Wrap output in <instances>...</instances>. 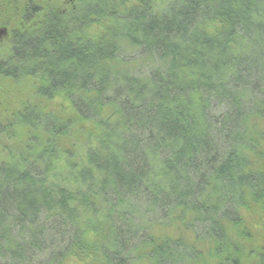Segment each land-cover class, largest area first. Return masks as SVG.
Wrapping results in <instances>:
<instances>
[{"label":"trees","instance_id":"obj_1","mask_svg":"<svg viewBox=\"0 0 264 264\" xmlns=\"http://www.w3.org/2000/svg\"><path fill=\"white\" fill-rule=\"evenodd\" d=\"M2 25L0 82L73 117L27 105L0 129L26 138L0 163V264L243 263V214L264 211V0H0ZM175 223L194 242L156 236Z\"/></svg>","mask_w":264,"mask_h":264},{"label":"rangeland","instance_id":"obj_2","mask_svg":"<svg viewBox=\"0 0 264 264\" xmlns=\"http://www.w3.org/2000/svg\"><path fill=\"white\" fill-rule=\"evenodd\" d=\"M6 17V21L13 26L14 19L11 21ZM10 31L11 28L5 25L0 26V60H4L10 53ZM37 101V102H36ZM38 104L39 108L53 113L62 114L66 118H72L73 115L66 105H61L57 99L50 101L35 99L29 92V85L26 83L12 84L9 81L0 82V129H8V123L11 122V115L20 112L27 105ZM35 106V105H34ZM9 114V117H4ZM259 130L264 135V121L258 125ZM14 131L6 135H0V163L6 160L9 151L16 150V146L24 144L25 129L14 126ZM24 130V131H23ZM22 131V132H21ZM89 139V130L87 127L75 126L69 140L65 142L66 148L74 153V162L82 158L84 144ZM264 151V145L262 147ZM79 157V158H78ZM70 160V159H69ZM72 160V159H71ZM243 225H240L236 236V244H240L244 257L242 264H254L257 253L264 249V211L253 210L250 214L244 215ZM155 233L159 238H183L188 242H194L192 236L183 231L177 223L171 227L157 230ZM196 245V244H195ZM202 248L201 245H196ZM66 264H78L75 261H69Z\"/></svg>","mask_w":264,"mask_h":264}]
</instances>
